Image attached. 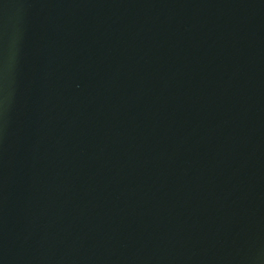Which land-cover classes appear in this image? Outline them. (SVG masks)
I'll list each match as a JSON object with an SVG mask.
<instances>
[{
    "label": "water",
    "instance_id": "water-1",
    "mask_svg": "<svg viewBox=\"0 0 264 264\" xmlns=\"http://www.w3.org/2000/svg\"><path fill=\"white\" fill-rule=\"evenodd\" d=\"M84 2L0 0V264H220L264 168V0ZM263 198L234 264H264Z\"/></svg>",
    "mask_w": 264,
    "mask_h": 264
},
{
    "label": "bare ground",
    "instance_id": "bare-ground-1",
    "mask_svg": "<svg viewBox=\"0 0 264 264\" xmlns=\"http://www.w3.org/2000/svg\"><path fill=\"white\" fill-rule=\"evenodd\" d=\"M88 0H85L84 3H87ZM132 11V9H127L126 11V15L129 14L130 12ZM61 40V37L58 38V41ZM24 40H20L19 42L22 43ZM186 46V45H184ZM43 57V55L39 56L38 59H41ZM74 78V77H73ZM56 90H57V93L58 95H65V93L59 89L56 85H54ZM169 90H171V88H169ZM69 97V96H68ZM72 112H74V109H71ZM213 125H214V122H213ZM240 126H238V129H237V133H236V136L235 137H238L239 133H240ZM12 136V139L14 140H26V141H38L39 143H42V139L37 137V136H29L28 134H17L15 131L13 132V134L11 135ZM215 136V133H214V127H212L211 131H210V136H209V139L211 141L214 140V137ZM166 136L165 138H163L162 140V143L163 141H166ZM203 143L205 144L206 142L203 141ZM89 146V145H88ZM46 149V147H45ZM90 154V153H89ZM233 154V148H232V151H231V155ZM233 156V155H232ZM157 157L154 159L155 161V164L156 166L158 167V162H157ZM173 159V158H172ZM172 159H171V163H172ZM223 159H219V164L223 163ZM233 163H236L235 160H233ZM88 168V167H87ZM175 172V176L177 174V169L175 168L174 170ZM264 172V168L261 169V171L259 172L258 176L254 179L252 185L250 186L249 190L246 192L245 196H244V199L242 201V204L233 220V230H232V235L235 237L233 238L232 236L229 237V240L228 242L226 243L225 247H224V251H223V255H222V258H221V263L220 264H234L235 263V257H236V253H237V249L239 247V243H240V239L242 237V231H243V226H244V213H243V207L246 205L248 206L249 205V202L252 198V196L254 195L255 191L257 190V187H258V182H259V179L262 175V173ZM74 175L76 177L80 176L81 173H77L75 172ZM121 177H126V176H121ZM128 179H131L130 177H128ZM9 184V183H8ZM61 186V184H59ZM10 187V184L8 185ZM81 192V191H80ZM76 195H78L77 193H74ZM80 196L83 197V194L80 193ZM152 196H155V190H151V194L149 195L148 198H153ZM12 201V200H11ZM32 202L34 203L35 200H32ZM158 204L160 205H166V199L165 197H159L158 198ZM160 205V206H161ZM12 209L13 211L15 210V203L14 201H12ZM155 215H147L146 218L149 219L151 217H153ZM149 217V218H148ZM192 219V218H191ZM193 221V219H192ZM202 225H205V222L202 224Z\"/></svg>",
    "mask_w": 264,
    "mask_h": 264
},
{
    "label": "rangeland",
    "instance_id": "rangeland-1",
    "mask_svg": "<svg viewBox=\"0 0 264 264\" xmlns=\"http://www.w3.org/2000/svg\"><path fill=\"white\" fill-rule=\"evenodd\" d=\"M235 8V7H234ZM243 9V7H240V9H237V13L240 11V10H242ZM236 10V9H235ZM40 13V12H39ZM39 13L37 14V15H39ZM105 25V23L103 22V21H98L97 22V24H96V26L98 27V29L99 30H104V26ZM98 35H99V33H97L95 36H94V38H93V40H95L97 37H98ZM238 43V42H237ZM238 44H241V42L240 43H238ZM30 71L38 78V79H40V80H43L42 79V74H43V71L42 70H39V69H37V68H32V69H30ZM85 76H86V74H85ZM188 82H189V84H192V78H190L189 80H188ZM88 84V83H87ZM90 84V83H89ZM88 84V85H89ZM19 93H21V91H17L16 93H14V95L12 96V97H10V99H4L3 100V103L4 104H6L7 102H13V101H15L16 99H17V97H18V94ZM22 94V93H21ZM215 103H216V105H219V103H220V101L218 100V99H215ZM180 134H182L181 132H180ZM182 135H184L183 137H185L186 135H187V137H185V138H189L188 136H190L189 134H182ZM178 137V136H177ZM175 148H183V149H185L186 147H182V146H177V147H175ZM16 179L14 178L13 180H12V184H11V191H13V187H14V185H15V181ZM54 184H55V182H50L49 184H48V186L49 187H51V186H54ZM97 184H99L98 182H89V183H85L84 184V189L85 190H90L94 185H97ZM73 189H74V187H73ZM207 199V197L205 198V200ZM263 200H264V198H263ZM60 201L61 200H59V199H53V198H46L45 199V206L43 207L45 210H48V211H53L54 209H57L59 206V204H60ZM190 204H192V203H184V204H182V206L185 208V210H190L189 209V207H190ZM246 208H247V206L245 205L244 207H243V212L244 213H246ZM19 211V206H18V204H17V202H16V207H15V218H16V220H17V213H19L18 212ZM72 209L70 210L69 209V211L67 212V214H66V216L65 217H69L70 215H71V213H72ZM131 214H135V212H132ZM64 217V218H65ZM31 219V218H30ZM29 220V219H28ZM168 219H166V221H167ZM119 221V220H118ZM63 222H64V219H62V218H59L58 220H57V222L55 223V225H54V227H53V233H55L56 231H57V229H60L61 228V226H62V224H63ZM120 222H124V223H130V222H136V220H131V219H126V220H124V221H121L120 220ZM17 226H18V232H19V235L21 236V224L19 223V222H17ZM166 236L168 237V238H171L172 236H171V231H169L167 234H166ZM184 237V234H180V235H178V236H176V237H172L174 240H177V241H179V240H181V238H183ZM23 253H24V259H26L27 260V258L29 259V250H28V247H26V248H24L23 249ZM239 253H241V251L239 252ZM45 260H47V256H45V257H42V259H40L39 261H38V263H42V262H44ZM26 264H34V260H29V262L28 263H26Z\"/></svg>",
    "mask_w": 264,
    "mask_h": 264
}]
</instances>
